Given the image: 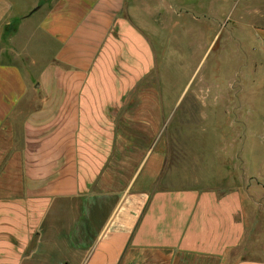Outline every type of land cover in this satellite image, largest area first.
Listing matches in <instances>:
<instances>
[{"label": "crops", "instance_id": "crops-1", "mask_svg": "<svg viewBox=\"0 0 264 264\" xmlns=\"http://www.w3.org/2000/svg\"><path fill=\"white\" fill-rule=\"evenodd\" d=\"M145 1L0 0V264H264L242 192L183 162L215 113L175 106L212 88Z\"/></svg>", "mask_w": 264, "mask_h": 264}, {"label": "rangeland", "instance_id": "rangeland-1", "mask_svg": "<svg viewBox=\"0 0 264 264\" xmlns=\"http://www.w3.org/2000/svg\"><path fill=\"white\" fill-rule=\"evenodd\" d=\"M145 2L150 11L164 12L165 25L168 13L174 16V25L162 29L158 42L164 52L175 50L168 62H174L175 69L169 66L168 73L184 79L197 66L195 82L210 83L212 88L190 82L182 92L185 99L175 106V122L185 108L215 113L206 121L209 128L196 129L192 139H181L189 151L183 162L189 167L204 157L211 164L204 171L214 177L210 183L242 192L248 232L264 257V0ZM157 19L163 21L159 15ZM170 32L168 39L164 33ZM180 63L188 69L177 71ZM190 93L208 97L215 93L217 99L193 100Z\"/></svg>", "mask_w": 264, "mask_h": 264}]
</instances>
